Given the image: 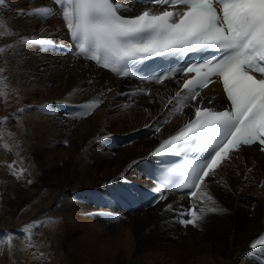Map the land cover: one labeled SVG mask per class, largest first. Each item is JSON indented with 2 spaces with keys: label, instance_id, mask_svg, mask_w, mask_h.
I'll return each instance as SVG.
<instances>
[{
  "label": "bare ground",
  "instance_id": "bare-ground-1",
  "mask_svg": "<svg viewBox=\"0 0 264 264\" xmlns=\"http://www.w3.org/2000/svg\"><path fill=\"white\" fill-rule=\"evenodd\" d=\"M42 6L57 7L53 0H6V6H0V18L21 36L65 45L55 49L34 45L21 49L20 56L11 52L0 56V67L6 68L5 75L17 89L0 98V118L9 117L0 126V240L11 236L14 245L4 242L0 247V264H264V254L248 255L244 245L264 228V187H257L264 181V156L256 145L243 148L217 171L215 179L227 187L209 185L227 213L208 214L200 228L184 227L175 222L174 212L163 211L167 204L187 208L192 202L174 191L163 203L146 207L133 187L147 180L142 159L152 158L154 142L191 114L185 108L172 115V105L164 107L181 77L164 84L145 83L74 56L59 14L48 19L20 14ZM16 39L0 38V46ZM108 88L112 91L107 98L100 97ZM138 88L162 93V102L148 103V96L131 95ZM74 89L81 91L69 97ZM202 95L205 103L209 97H214L212 105L222 101L216 83ZM97 97L104 103L92 115L72 118L80 105ZM41 104L51 105L55 115L39 111L36 106ZM25 106L31 107L17 112ZM156 122L161 132L154 134L145 125ZM5 144L11 152L4 150ZM13 161L17 171L27 170L19 180L7 167ZM27 179L33 183L27 184ZM105 212L120 220L108 222ZM46 217L58 223L38 227L35 247H28L23 226Z\"/></svg>",
  "mask_w": 264,
  "mask_h": 264
},
{
  "label": "snow or ice",
  "instance_id": "snow-or-ice-1",
  "mask_svg": "<svg viewBox=\"0 0 264 264\" xmlns=\"http://www.w3.org/2000/svg\"><path fill=\"white\" fill-rule=\"evenodd\" d=\"M53 3L57 7L42 6L20 14L40 19L59 14L73 42L70 51L74 56L94 61L118 77L139 75L142 81L155 84H164L176 74L184 77L192 74L183 79L180 90L164 103L165 108L172 105L169 109L172 115L183 113L185 108H190L191 114L182 127L149 153L150 156L183 157L182 163L167 169L153 188L158 195L151 203L154 206L166 200L173 191L184 192L192 201L189 207L167 204L163 209L174 212L175 222L184 227L200 228L208 214L227 213L228 209L222 207L209 191L211 183L223 184L215 179L217 171L226 162L231 163L245 147L258 145L259 151L264 152V0H53ZM0 6H6V0H0ZM12 36L18 39L0 46V56L7 52L20 56L21 49L34 45L44 49L65 47L51 39L21 36L0 18V38ZM203 52L217 55L184 67L169 68L166 72L157 71L147 63H155L156 58L160 61L183 60L189 53ZM143 69L150 71L140 75ZM5 73L6 68L0 67V98L17 93ZM213 77H218L222 83L229 102L226 108L208 106L214 97L205 103L202 91L213 82ZM78 91L81 90L74 89L68 96ZM111 91L108 88L99 96L106 99V93ZM131 95L148 96V103L162 102L163 97L152 88H138ZM102 103L103 99L94 98L80 105L72 118H86ZM128 106L124 105L125 108ZM27 107L31 106L21 107L17 112L23 113ZM36 107L41 112L55 115L51 105ZM144 111L151 116L148 108ZM8 120V116L0 118V126ZM145 127L151 128L154 134L161 132L159 122ZM3 147L11 152L7 144ZM135 163L137 161H133ZM16 164L13 161L7 167L19 180L27 170L21 167L17 171ZM26 182L33 183L31 179ZM223 186L227 187L226 184ZM257 187H264V181ZM102 215L110 223L120 220L111 212ZM56 223L55 218L46 217L24 225L22 231L26 234L27 246L35 247L33 236L38 227ZM4 242L9 247L14 246L11 236L7 241L0 240V247ZM257 253L264 254V234L249 245L248 255Z\"/></svg>",
  "mask_w": 264,
  "mask_h": 264
},
{
  "label": "rangeland",
  "instance_id": "rangeland-1",
  "mask_svg": "<svg viewBox=\"0 0 264 264\" xmlns=\"http://www.w3.org/2000/svg\"><path fill=\"white\" fill-rule=\"evenodd\" d=\"M140 133V132H139ZM111 134H113V133H110V135ZM119 136H121L122 137V134H118ZM132 135H134V134H132ZM127 143V142H126ZM125 144V143H124ZM104 146H107L106 144H104ZM123 186H125V184L123 185ZM164 202V201H163ZM163 202H161V203H163ZM132 207L130 206V209H131ZM248 241V240H247ZM247 241H246V243H247ZM245 246L247 245V244H244ZM245 246H243V248L245 247ZM240 252H241V249H240ZM245 253V252H244Z\"/></svg>",
  "mask_w": 264,
  "mask_h": 264
}]
</instances>
